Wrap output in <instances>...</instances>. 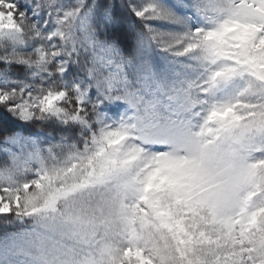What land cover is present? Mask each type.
<instances>
[{
    "label": "snow or ice",
    "instance_id": "obj_1",
    "mask_svg": "<svg viewBox=\"0 0 264 264\" xmlns=\"http://www.w3.org/2000/svg\"><path fill=\"white\" fill-rule=\"evenodd\" d=\"M0 264H264V0H0Z\"/></svg>",
    "mask_w": 264,
    "mask_h": 264
}]
</instances>
